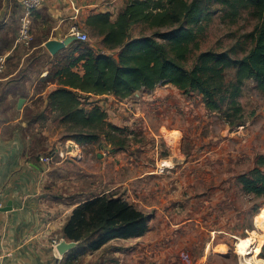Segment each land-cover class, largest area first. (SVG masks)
<instances>
[{"label":"rangeland","instance_id":"374dc122","mask_svg":"<svg viewBox=\"0 0 264 264\" xmlns=\"http://www.w3.org/2000/svg\"><path fill=\"white\" fill-rule=\"evenodd\" d=\"M213 7L200 50L243 56L252 46L248 35L257 20L249 10L234 14ZM138 34L133 28L131 35ZM226 77L230 80L233 72ZM138 94L126 105L106 107L108 118L124 129L119 138L124 149L105 157V163L94 153V171L101 178L88 182L101 192L115 187V197L151 219L141 238L116 241L96 254L94 264H247L236 253V237L257 231L254 217L264 198L245 194L238 178L264 156V94L253 80L245 81L239 98L245 119L237 128L208 111L197 93L184 95L166 84Z\"/></svg>","mask_w":264,"mask_h":264},{"label":"trees","instance_id":"16d2710c","mask_svg":"<svg viewBox=\"0 0 264 264\" xmlns=\"http://www.w3.org/2000/svg\"><path fill=\"white\" fill-rule=\"evenodd\" d=\"M214 5L234 14L249 10L257 20L248 35L252 46L243 56L200 50L216 12ZM85 24L91 38H101L103 48L117 51L116 56L96 53L87 42H72L79 53L72 65L82 62L83 74L65 69L56 72L63 88L53 90L47 98L48 107L57 111L66 126L64 139L79 147L104 140L114 151L124 149L119 140L124 129L108 122L98 102H90L92 95L122 100L170 84L184 95L199 94L208 111L220 113L230 128H237L245 119L239 101L245 81L253 80L264 94V0H130L114 22L104 12L89 15ZM133 28L139 29L137 36L131 35ZM230 71L233 77L228 80ZM238 182L245 194L264 198L263 155L257 156L254 167L240 175ZM150 219L133 204L107 193L80 202L62 234L82 249L70 255L75 259L106 249L112 241L142 237ZM259 255L264 259V244Z\"/></svg>","mask_w":264,"mask_h":264},{"label":"crops","instance_id":"0c3cea01","mask_svg":"<svg viewBox=\"0 0 264 264\" xmlns=\"http://www.w3.org/2000/svg\"><path fill=\"white\" fill-rule=\"evenodd\" d=\"M21 1L0 0V263L89 264L93 259L94 264L101 249L73 259L70 255L79 246L60 256L52 240L59 242L63 237L62 228L80 202L115 189L101 192L89 184L90 178H101L95 174L93 154L105 163V157L122 151L112 150L104 140L79 147L64 139L66 126L57 111L48 107L47 98L53 90L63 88L55 73L65 69L82 75V62L72 65L79 56L73 50L74 41L54 55L45 43L72 36V27L90 35L85 24L89 15L108 12L114 22L130 0H43L31 14L27 42L20 40ZM97 39V43L90 39L87 43L96 53L112 55L103 48L101 38ZM138 93L122 100L111 95H92L89 100L108 112L109 103L126 105ZM107 120L117 126L108 116ZM91 147L98 151L89 150ZM48 156L52 161L46 164L43 159Z\"/></svg>","mask_w":264,"mask_h":264},{"label":"bare ground","instance_id":"6f19581e","mask_svg":"<svg viewBox=\"0 0 264 264\" xmlns=\"http://www.w3.org/2000/svg\"><path fill=\"white\" fill-rule=\"evenodd\" d=\"M254 226L258 232L256 230L251 232L248 237H236V253L244 258L247 264H251L249 261L250 256L256 258V263L264 264V261L257 258L262 249L261 244L264 241V206L254 217Z\"/></svg>","mask_w":264,"mask_h":264},{"label":"built area","instance_id":"2783aa9c","mask_svg":"<svg viewBox=\"0 0 264 264\" xmlns=\"http://www.w3.org/2000/svg\"><path fill=\"white\" fill-rule=\"evenodd\" d=\"M21 3L24 11V16L22 18V23L20 27V40L23 42H27L30 38L29 31H30L31 14L33 11L39 9L42 6L43 0H22ZM71 35L76 37V39L81 42H87L89 40L88 35L84 32H81L77 27L71 28ZM51 161L52 158L50 156L45 157L43 159V162H45L46 164L50 163ZM57 244H58L57 239H53L52 246L55 247Z\"/></svg>","mask_w":264,"mask_h":264},{"label":"water","instance_id":"95a60500","mask_svg":"<svg viewBox=\"0 0 264 264\" xmlns=\"http://www.w3.org/2000/svg\"><path fill=\"white\" fill-rule=\"evenodd\" d=\"M76 37L74 36H68L62 41H57V40H48L45 43L46 49L49 51L50 54L54 55L58 51L62 50L66 45H68L70 42L75 41ZM22 104V100L19 101V106ZM6 211L10 210L9 208L5 209ZM78 246V242H72V241H67L64 237H62L58 244L55 246V250L57 253L62 256L64 255L67 251H70Z\"/></svg>","mask_w":264,"mask_h":264}]
</instances>
